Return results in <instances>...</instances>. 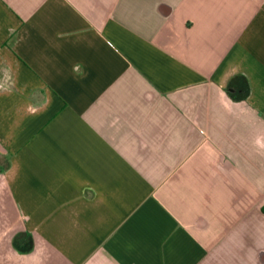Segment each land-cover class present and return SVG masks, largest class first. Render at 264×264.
<instances>
[{
	"label": "crops",
	"instance_id": "crops-1",
	"mask_svg": "<svg viewBox=\"0 0 264 264\" xmlns=\"http://www.w3.org/2000/svg\"><path fill=\"white\" fill-rule=\"evenodd\" d=\"M0 264H264V0H0Z\"/></svg>",
	"mask_w": 264,
	"mask_h": 264
}]
</instances>
